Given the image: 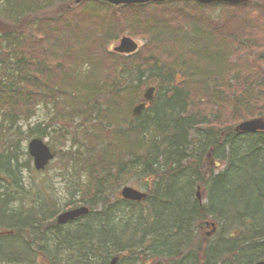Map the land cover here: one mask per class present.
Wrapping results in <instances>:
<instances>
[{
  "label": "trees",
  "instance_id": "trees-1",
  "mask_svg": "<svg viewBox=\"0 0 264 264\" xmlns=\"http://www.w3.org/2000/svg\"><path fill=\"white\" fill-rule=\"evenodd\" d=\"M50 1L0 0V17L4 18L0 27L8 28L0 32V231H11L0 236V264H108L115 256L120 264H254L264 260V132L236 133L227 116L247 109L243 120L264 118V73L262 81L258 78L248 85L245 72L232 65L242 56L241 46H253L255 38H240L239 29L227 24L218 26L215 40L209 21L190 27V21L184 20L186 32L190 29L193 37L163 29L165 23L174 21L166 20L167 11L177 16L188 4L190 12L203 8L193 1L76 5L86 15L93 7L104 12L110 8L112 17L115 9L140 11L132 13V20L139 18L143 28L136 30L126 21L120 27L131 25L133 35L146 38L153 50L124 58L108 53L101 43L95 49L114 65L102 68L86 56L71 67L74 74L65 88L69 113L78 105L80 127L88 128L94 121L90 127L102 129L103 137L105 131L111 132L102 141L101 159L94 144L91 154L84 152L90 155L85 160L79 150L67 153L68 160L77 164L75 185L84 192L81 198L70 197L66 208L58 210L55 200L29 194L24 172L31 176L37 172L23 143L46 137L49 128L38 124L24 130L19 119L28 120L38 104L57 99L54 88L58 85L52 82V65L43 43L34 42L33 23L24 31V21L19 19ZM142 12L150 13L153 21L141 20ZM68 14L77 13L74 9ZM101 24L96 33L111 37L113 33L106 29L110 26ZM84 26L76 40L88 51L95 34L91 29L84 33ZM157 27H162L163 36ZM50 40L46 37L45 41L61 43L53 37ZM181 54L191 64H185ZM150 76L160 77L156 99L140 117H134L133 107L142 100ZM197 83L225 84L233 111L226 113L221 102L215 106L226 107L223 116L198 108L197 92H193ZM256 99L263 106L256 107ZM84 137L90 141L88 130L82 129L79 139ZM80 145L84 147V140ZM108 147L115 154L109 156ZM209 156L214 166L207 164ZM217 164L226 165L216 172ZM83 175H87L86 184ZM132 178L145 183L148 197L142 203L120 196L121 187ZM199 186L205 190L204 204L196 195ZM84 205L90 209L88 215L66 225L57 223L59 213ZM207 222H215L217 232L197 238Z\"/></svg>",
  "mask_w": 264,
  "mask_h": 264
},
{
  "label": "rangeland",
  "instance_id": "rangeland-1",
  "mask_svg": "<svg viewBox=\"0 0 264 264\" xmlns=\"http://www.w3.org/2000/svg\"><path fill=\"white\" fill-rule=\"evenodd\" d=\"M251 3L249 6L241 8H234L232 6L225 7L224 5H221V7L208 6L198 10H193L191 12L189 11V7L191 5L188 4L185 5V9L181 7L182 10H179L180 14H178L177 16L168 14L167 11L165 13L166 20L174 21L170 23H165L166 27L163 29H168L170 31H173L174 33L183 32L189 35L190 37H193L191 35L190 29L189 32H186V30L188 29L184 28L185 21H190V27L191 25L198 24L205 25L207 24L206 22L209 21V25L212 28L211 37L215 38V40L217 39V34H215V32L217 33L218 26H223L227 24L233 29H239L240 33L237 34L238 37L242 38V36L244 35L245 37H248L250 39L255 38L253 46L251 44L247 45L246 43L241 46L240 49H242V56L238 58L239 61L237 63L233 62L232 64L233 66H239L240 69L245 72L244 80L247 81L246 84H254V82H256L258 78H260L262 81L261 76L262 73H264V0H254V2L252 4ZM76 5L77 4L74 2V0H51L46 6L40 7L39 9L34 10L33 12L28 13L19 19L22 20L21 22L24 21V23H22L24 31L28 30L31 26L30 24L33 23L34 30L32 31V34L34 35V42L36 43V45H41L43 43L45 52H47V59L50 60V65H52V82L53 84L58 85L54 88L55 93L57 95V99L53 101L47 100L42 102L41 104H38L33 110L28 120L21 118L19 119V126H24V130L28 129V125L29 127L31 126L32 128H35L38 124L49 128L46 137L41 139L47 142V144L51 147L52 151L56 155V158L50 162L49 166L44 171L34 173L32 176L29 172L26 171L24 172L23 179L25 181L26 189L32 197L40 195L43 200L45 197L47 201H51V199H53L56 201L58 210H63L66 208V205L70 202V197L75 196V198L78 199L81 198L84 193L80 188L78 189L75 185V181L77 180V164L68 160L67 153L79 150V152L82 154L83 159L85 160L86 158L90 157L89 154L92 153L90 151V148L92 144H94L95 147L92 146V148L97 149L98 152L96 153L98 156H100L101 159V154L103 153L102 141L111 132L110 129L109 133L104 130L106 132V136L103 137L102 129H100L99 127H90L94 124V121L89 122L88 128L80 127L79 124L81 122V112L79 110L82 109H80L78 105H74V109L76 110H73V112L69 113V106L67 104V99L65 98V96L68 94V90L65 88L70 84L69 82L72 81L74 69L71 67H74L79 61L83 60L80 58H84L87 56L89 60H93V63H96V65L98 66L100 65L99 67L110 68L114 64L111 62L107 63L108 61L101 57L100 49L95 48L102 43V45L104 44V47H107L108 53L113 54L114 48L120 46L121 39L123 37L132 38L135 42L139 44L138 51L133 55L139 53L140 51L146 50V52L148 53L149 51L153 50L152 46H148L149 42L146 38L133 35L134 32L131 29V25L135 26L136 30H139L140 28L144 27L141 26L139 18H135L134 20H132V13H139L140 11H123L122 13H119L120 9L114 8V15L112 17V10L110 8L106 7V12H104L97 7H93L91 8V13L86 15L83 12L81 6L75 8ZM180 6L183 5L180 4ZM74 9L75 13L77 14L68 16V13ZM96 11L102 13L98 16V13H95ZM183 11L186 12L182 13ZM151 12L155 14V11ZM236 13L238 15L234 16ZM117 15L122 16V18L118 17ZM141 16V20L153 21L151 19L150 13L146 14L145 12H142ZM0 20H4V18L0 17ZM37 20L42 21H40V23L35 24L34 22ZM58 20H61L62 24H59ZM125 21L127 23H130L131 25L126 27H120V25H124ZM113 22H118L119 24H114L116 25L114 26L112 25ZM101 23H104V28L110 26L106 29L109 30L110 33H113L111 37L107 34L105 35V33L103 34V37L102 34L96 33L98 32L97 27L99 25L101 26ZM1 24L2 27L6 26L5 22ZM159 25L161 24L159 23ZM70 26L74 27L70 28ZM83 26L85 27L82 30L84 33L90 31L91 29L94 32L93 34H95L92 37L93 42L91 47H88V51L83 48V42H80V44L78 40H76L79 39L78 32L81 31V28H83ZM157 29L160 30L159 36H163L162 27H157L156 30ZM6 30H8L7 27H4L2 29L0 27V32H4ZM70 32H72V35H69ZM48 35L51 39L53 37V41L55 42L61 41L63 46H59L61 43H59L58 45H49V42L46 43V37H48V40L51 41ZM66 36L68 37L69 41L67 40ZM159 36L156 35V37ZM65 48H68L70 52L64 50ZM253 52H255L257 55H252ZM76 53L78 54V56H76ZM120 55L124 58L127 57V55ZM180 59H183L185 64H191V61L186 55L181 54ZM56 71H58L57 74H55ZM117 72L120 73L121 70ZM109 74H112V72H110ZM159 78L160 77L150 76L148 79H146V83L144 84V90L147 87L152 86L147 85V83L150 82H152L156 88H159L158 85L161 84L158 81ZM227 81L233 85V82L231 80L227 79ZM197 84L198 85L195 87L193 92H197V97L194 102H197L198 108H201L202 111L207 108V111H213L215 114L221 113L222 116L225 111L226 113H230L231 111H233L231 109V107H233L232 98H230L229 96H225V90H227V93L230 94L225 84H220V86L217 84V87L216 85L214 86L213 84L208 83ZM200 87H204L206 89L202 90L200 89ZM220 87H222L223 89H221ZM213 89L216 90L213 91ZM254 101H256V107L263 106V103L260 104V101H257V99ZM215 102H221L227 107V109L223 111L226 107L219 108L215 106ZM253 109L254 108H252V110ZM247 112V109H245L240 112L239 115H233V113L227 115L229 118L228 123H230V125L233 124L234 126H236L238 123L248 119H242V117L248 116L249 113ZM94 117L95 115L94 113H92V118L94 119ZM82 129L88 130L90 141L86 137L82 138V140L79 139L82 134ZM74 139L76 140V145L74 144ZM83 140L84 147L80 145L81 143L83 145ZM112 144L115 145V147L117 146V143L114 144V142H112ZM27 145L28 142L25 141L23 143L24 149H27ZM106 149L107 152H109V156L115 154L111 149L109 151V147ZM86 151H88L89 154H85L84 152ZM210 163H212V161L210 159H207V164ZM32 165H34L33 162ZM225 165L226 164H221V166L218 165L219 168L217 169V171L223 169ZM81 180L82 182H84L83 184H86L88 182L87 175H83ZM138 182L139 181H137V179H130L125 183V185L121 187L119 191L120 194L122 188L124 187H133L142 192H145L147 190L144 185L145 183L142 182L140 184V182ZM79 190L81 191V193ZM196 192L200 196L202 203H206L207 201L205 196V190L203 189V187L199 186V189L197 188ZM210 231H212L211 228H203L201 231L199 230L197 238L208 236V233H210Z\"/></svg>",
  "mask_w": 264,
  "mask_h": 264
},
{
  "label": "water",
  "instance_id": "water-1",
  "mask_svg": "<svg viewBox=\"0 0 264 264\" xmlns=\"http://www.w3.org/2000/svg\"><path fill=\"white\" fill-rule=\"evenodd\" d=\"M85 0H76V3H79ZM108 2L114 6H121V5H136V4H147V3H162L168 0H102ZM174 1V0H169ZM199 4L202 5H210V4H229L233 6L242 5L250 2L251 0H194ZM137 44L130 38H123L122 44L119 48L116 49L117 52L120 53H131L137 49ZM156 88L150 87L147 88L144 96L143 101L137 104L133 108V115L135 117H140L143 111L147 108L149 104H153L155 100ZM237 132H257V131H264V119L263 118H256L252 120L245 121L239 124L236 127ZM29 152L31 157L34 159L35 167L37 170H42L45 166L54 158L50 148L44 144V142L40 139H34L29 144ZM122 195L124 198L141 202L147 198V194L135 190L131 187H125L122 191ZM89 213L88 208L82 207L79 209H75L66 213H63L59 216L58 222L60 224L67 223L72 221L76 218L81 216L87 215ZM215 227L214 224H212ZM4 234V233H0ZM109 264H119V258H113ZM256 264H264V262H258Z\"/></svg>",
  "mask_w": 264,
  "mask_h": 264
}]
</instances>
